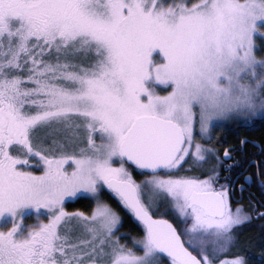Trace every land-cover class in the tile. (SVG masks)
I'll return each instance as SVG.
<instances>
[{"label":"snow or ice","instance_id":"obj_1","mask_svg":"<svg viewBox=\"0 0 264 264\" xmlns=\"http://www.w3.org/2000/svg\"><path fill=\"white\" fill-rule=\"evenodd\" d=\"M258 35L264 0H0V264H247L219 258L251 216L200 140L264 114Z\"/></svg>","mask_w":264,"mask_h":264},{"label":"flooded vegetation","instance_id":"obj_2","mask_svg":"<svg viewBox=\"0 0 264 264\" xmlns=\"http://www.w3.org/2000/svg\"><path fill=\"white\" fill-rule=\"evenodd\" d=\"M256 118L258 117L249 119L248 125H243L244 120H239L236 123L221 126L216 132L212 133V135L214 134L215 136L214 140L208 142L210 147L218 149V155L221 156L224 165H234L230 170L223 166L219 168L221 175L220 182H228L233 185L234 191L231 193L232 204L243 206L244 210L251 216L248 222L238 227V229L241 230L238 246H243V241H245L246 237L249 236L248 234L254 232V230L264 232V216L259 215V213H264V186L261 185L264 176H261L259 180L256 179V169L251 163L254 159L264 160V147L260 149V144L250 139V135H253L259 129L258 123L255 121ZM241 131L245 132L244 134L246 135L242 134L243 136H240ZM242 141H244V143H242ZM225 149L234 157V160L230 161L223 159V152ZM254 149L260 152H258V154H261L259 159L255 157L256 154H254L255 151L253 152ZM209 161L210 164L208 168L205 169V172L215 163V160L209 159ZM247 175H252L253 177L252 181L249 183H245L244 181V177ZM225 177L227 180L224 179ZM241 184H244L243 192L240 191ZM164 218L167 219L166 217ZM245 248L248 249V247ZM240 253V256L245 258L247 264H253L254 258H252V256L250 257L247 251L242 250Z\"/></svg>","mask_w":264,"mask_h":264},{"label":"trees","instance_id":"obj_3","mask_svg":"<svg viewBox=\"0 0 264 264\" xmlns=\"http://www.w3.org/2000/svg\"><path fill=\"white\" fill-rule=\"evenodd\" d=\"M256 41L258 46V56L264 57V38L258 37ZM248 121L249 120H244L243 125H248ZM255 121L258 123L259 129L256 133L250 135V139L257 141L258 144H260V149H262L264 147V117H258ZM244 133L245 132L241 131L240 136L246 135ZM255 149L253 150V152L255 151V157L259 159L261 157V154H258L259 150ZM181 174L193 175L192 172H187L184 170L181 172ZM105 199L108 203H110L113 207L117 208V210L120 211L121 216L123 218V226L120 228V232L123 234L124 237L132 238L139 237L140 235H142V225H139L138 222H136L134 218L131 217L129 214L124 212L123 209H120L115 200L109 199L108 197H105ZM67 205H69L70 209L72 210L88 211L92 206V201L90 199L80 198L75 202H69ZM160 214L163 217H166L167 219L173 221L174 223H179L173 213L162 212ZM251 233L248 234L249 236L246 237L245 241H243V246H241L240 248L241 250L247 251V254H249L250 257L252 256V258H254L253 262L250 259L253 264H264V232L254 230V232ZM245 247H248V249H246ZM165 264H167V261H165Z\"/></svg>","mask_w":264,"mask_h":264},{"label":"rangeland","instance_id":"obj_4","mask_svg":"<svg viewBox=\"0 0 264 264\" xmlns=\"http://www.w3.org/2000/svg\"><path fill=\"white\" fill-rule=\"evenodd\" d=\"M258 37H261V36L258 35V36L256 37V39H257ZM262 38H264V37H262ZM257 56H258V53H257ZM258 58H261V57L258 56ZM258 117H264V114H261V115L258 116ZM238 121H239V120H236V119H231V120H218V121H215V122H214L213 129H212V133H213V132H216V131L218 130V128L221 127V126H224V125H230V124L236 123V122H238ZM212 133H211V134H212ZM212 137H213V138L211 139V141L214 140V137H215L214 134L212 135ZM200 142L203 143V144H208L209 140L202 139V140H200ZM209 164H210V161L208 160L207 163H203V164H200V165L195 166V172H192L193 175H195V174H199V173H204V172L206 171L205 169L208 168ZM186 167H187V166H186ZM182 171H183V170H182ZM138 172H139V170L134 171V175H136V178H137L138 180H139V179H143V176L137 174ZM75 201H77V200H75ZM66 209H67V211H69V212L76 211V210H72V209H70L69 205H66ZM162 212H165V213H167V212H168V213H172V212L168 211L166 205L161 206V208H160V213H162ZM39 218H40L41 220H46V217H45L44 215H40ZM36 219H37V214H36V212H35L34 210H29L28 213H27V215H26V218H25V220H24V223L27 224V225H33V224L36 223ZM0 226H3V222H2V221H0ZM9 226H10V225H9ZM240 231H241V230H239L238 228L236 229V240H235L234 245H233L232 247L226 249L224 252H222V253L219 254V258H220L221 260H223V259H228V258H231V257H233V256H237V255L240 256V253H239V252L242 251L241 248H239V247H241V246H238V245H239V238H240ZM119 234L122 235V237H123L121 242H122V243H126V244H128L129 247H132V244H131V238H126V237H124L123 234H122L121 232H119Z\"/></svg>","mask_w":264,"mask_h":264},{"label":"water","instance_id":"obj_5","mask_svg":"<svg viewBox=\"0 0 264 264\" xmlns=\"http://www.w3.org/2000/svg\"><path fill=\"white\" fill-rule=\"evenodd\" d=\"M139 171H141V170H139Z\"/></svg>","mask_w":264,"mask_h":264}]
</instances>
